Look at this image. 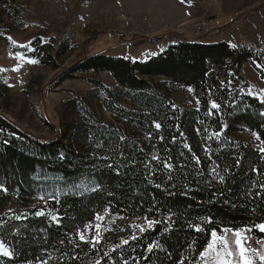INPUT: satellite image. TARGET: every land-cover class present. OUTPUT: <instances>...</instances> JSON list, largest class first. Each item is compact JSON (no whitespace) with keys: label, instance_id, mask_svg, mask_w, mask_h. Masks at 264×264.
I'll return each instance as SVG.
<instances>
[{"label":"trees","instance_id":"trees-1","mask_svg":"<svg viewBox=\"0 0 264 264\" xmlns=\"http://www.w3.org/2000/svg\"><path fill=\"white\" fill-rule=\"evenodd\" d=\"M68 44L35 39L10 51L55 65ZM245 63L264 79V50L226 41L177 40L144 61L86 56L57 84L107 71L114 85L88 79L84 96L63 102L77 117L68 142L60 132L40 141L0 115V207L20 204L0 213V243L12 252L0 251V264H199L214 232L247 228L264 240V100L244 92ZM168 84L189 87L198 106L177 104ZM244 130L260 149L237 137ZM100 212L154 224L132 239L117 229L80 240Z\"/></svg>","mask_w":264,"mask_h":264},{"label":"rangeland","instance_id":"rangeland-1","mask_svg":"<svg viewBox=\"0 0 264 264\" xmlns=\"http://www.w3.org/2000/svg\"><path fill=\"white\" fill-rule=\"evenodd\" d=\"M17 2L20 13L15 14L9 8V0H0V115L40 141L51 140L60 132L68 142L70 126L77 117L63 108V102L84 96L92 87L88 79H97L109 87L114 85L107 71H76L57 84L60 76L86 56L104 54L144 61L177 40L226 41L232 46L264 50V0ZM35 39L52 44L69 41L65 53L55 61L56 67L10 51L11 45H28ZM240 73L248 82L244 92L264 100V79L255 68L245 63ZM164 90L182 107L198 106L189 87L168 84ZM87 102L104 121L123 128L96 101ZM120 103L133 108L126 100L121 99ZM237 137L258 149L261 147L256 135L246 130L238 132ZM19 205L16 199H11L0 207V213L10 212ZM153 224L143 216L131 218L100 212L78 231V238L97 242L106 231L118 229L129 232L128 239H132ZM215 234L203 251L205 255L200 256L199 264H216L215 254L223 256L225 248L231 253L226 259L232 264H243L241 246L255 264H261L258 257L252 256V250L264 254V240L256 239L247 228Z\"/></svg>","mask_w":264,"mask_h":264},{"label":"snow or ice","instance_id":"snow-or-ice-1","mask_svg":"<svg viewBox=\"0 0 264 264\" xmlns=\"http://www.w3.org/2000/svg\"><path fill=\"white\" fill-rule=\"evenodd\" d=\"M33 63H35V61H32ZM157 127H159V125H157ZM261 229V231H264V225H259L257 226ZM215 232L213 233V236L215 237ZM240 233H237V236H239ZM84 237L81 236V239H83ZM237 244L240 245V240H237ZM212 245H209V248H211ZM0 251H3L5 255H12V252L8 249L5 248V246L0 243ZM246 249H244L242 246L240 248V257L241 260L243 261V264H255L253 259H250L247 255H246ZM205 255V253H201V256L203 257ZM227 256H231V253L227 251V249L225 248L224 251V255L222 256L220 253H216L214 256V260L216 261V264H232V262L228 259H226L225 257ZM252 256L253 257H258L259 261L261 262V264H264V254L257 252L255 249L252 250Z\"/></svg>","mask_w":264,"mask_h":264}]
</instances>
